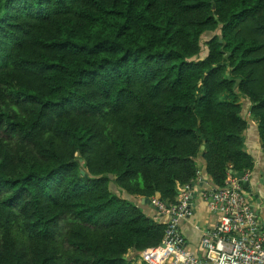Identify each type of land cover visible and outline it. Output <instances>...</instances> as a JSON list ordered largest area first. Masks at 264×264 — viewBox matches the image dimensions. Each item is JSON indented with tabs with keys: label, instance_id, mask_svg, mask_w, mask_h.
Here are the masks:
<instances>
[{
	"label": "trees",
	"instance_id": "obj_1",
	"mask_svg": "<svg viewBox=\"0 0 264 264\" xmlns=\"http://www.w3.org/2000/svg\"><path fill=\"white\" fill-rule=\"evenodd\" d=\"M263 50L264 0H0V264H132L156 192L250 182Z\"/></svg>",
	"mask_w": 264,
	"mask_h": 264
},
{
	"label": "built area",
	"instance_id": "obj_2",
	"mask_svg": "<svg viewBox=\"0 0 264 264\" xmlns=\"http://www.w3.org/2000/svg\"><path fill=\"white\" fill-rule=\"evenodd\" d=\"M250 174L247 169L237 177L229 168L225 186L215 187L198 170L194 181L178 187L175 204L151 198L159 212L169 216L160 243L171 248L164 264H264V230L242 183L249 180ZM197 180L206 182L199 193L208 208L217 214V220L202 230L197 246L192 248L181 233L179 223L192 213L189 199ZM142 256L150 259L147 254Z\"/></svg>",
	"mask_w": 264,
	"mask_h": 264
},
{
	"label": "crops",
	"instance_id": "obj_3",
	"mask_svg": "<svg viewBox=\"0 0 264 264\" xmlns=\"http://www.w3.org/2000/svg\"><path fill=\"white\" fill-rule=\"evenodd\" d=\"M247 116L251 123L247 127L246 132L244 133V136L246 138V149L253 154L255 162L253 168L254 170L252 173V179L249 184L252 193H257L258 197L260 198V201H256V197L254 196V194L248 195L250 204L253 207L254 212L258 215L260 220H264V142L259 138L256 128V125L258 123V117L254 114H251L250 112L247 113ZM197 164L198 167H200L201 161L197 160ZM199 171L201 172L202 177L205 179V181H210L209 177L205 173H203L201 168H199ZM205 181L202 182L200 180H197L194 183L193 194L195 195V197L192 199V202L194 204L192 206V213L190 214V216L194 215V219L189 218L190 216H188L182 219L179 223V229L181 233L184 235L188 246L192 248H195L197 246V240H199H194L193 233L198 232L199 235H201V232L204 228H206L207 226L214 225L217 220V214L214 211L210 210L209 208H207L206 211V208L204 206L205 204L202 202V198L199 193V191H201V189H203V187L206 185ZM244 189L247 193L248 189L246 186H244ZM198 211L199 216H195ZM188 239L192 243H190ZM159 245L166 247V245L158 244L153 247H147L140 252H134L132 249H129L125 256L128 260L132 262V264H155V258L153 259V257L148 255L150 256V259L147 260L144 258V256H142V253L145 254V251L147 249L155 248ZM170 252L171 248L168 249L166 255L162 258L160 264L165 263Z\"/></svg>",
	"mask_w": 264,
	"mask_h": 264
},
{
	"label": "water",
	"instance_id": "obj_4",
	"mask_svg": "<svg viewBox=\"0 0 264 264\" xmlns=\"http://www.w3.org/2000/svg\"><path fill=\"white\" fill-rule=\"evenodd\" d=\"M81 171L83 172V170L81 169ZM234 173V175L235 176H237V177H240L242 174H243V171H238V172H233ZM243 183V185L244 186H246L247 187V189H248V192H247V194H249V195H252V194H254V196L256 197V201H260V198L258 197V194L257 193H252V191H251V187H250V184H249V180H246V181H243L242 182ZM159 192H156V194H155V198H159ZM195 197V195L194 194H192V196L190 197V199H189V206H193V202H192V199ZM142 200H148V198H146V197H142Z\"/></svg>",
	"mask_w": 264,
	"mask_h": 264
},
{
	"label": "rangeland",
	"instance_id": "obj_5",
	"mask_svg": "<svg viewBox=\"0 0 264 264\" xmlns=\"http://www.w3.org/2000/svg\"><path fill=\"white\" fill-rule=\"evenodd\" d=\"M264 51V50H263ZM202 202L205 204L204 206H205V208H206V211H207V204H206V201H204L203 199H202ZM195 216H199V211H198V213H196L195 214ZM189 218H193L194 219V215H191ZM194 235H193V238H194V240L196 241L197 239H199V237H200V235H199V233L198 232H195V233H193ZM189 238V237H188ZM188 241L190 242V243H192L189 239H188ZM198 241V240H197ZM190 245V244H189ZM160 252H158L157 254H159ZM151 257H153V259L155 258V264H159V263H161V261H162V258L166 255L165 253L163 254V255H161V257H159V258H157V257H155L154 255H151V254H149ZM161 260V261H160ZM160 261V262H159Z\"/></svg>",
	"mask_w": 264,
	"mask_h": 264
},
{
	"label": "bare ground",
	"instance_id": "obj_6",
	"mask_svg": "<svg viewBox=\"0 0 264 264\" xmlns=\"http://www.w3.org/2000/svg\"><path fill=\"white\" fill-rule=\"evenodd\" d=\"M160 248L159 249H163V251L165 252V254L167 253L169 247L166 246V247H163V246H159ZM160 264V263H159Z\"/></svg>",
	"mask_w": 264,
	"mask_h": 264
}]
</instances>
